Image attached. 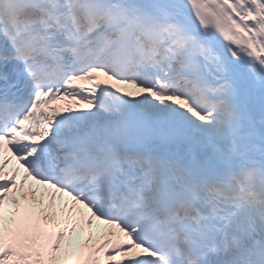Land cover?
Segmentation results:
<instances>
[{"label": "snow or ice", "instance_id": "1", "mask_svg": "<svg viewBox=\"0 0 264 264\" xmlns=\"http://www.w3.org/2000/svg\"><path fill=\"white\" fill-rule=\"evenodd\" d=\"M0 264H264V0H0Z\"/></svg>", "mask_w": 264, "mask_h": 264}]
</instances>
